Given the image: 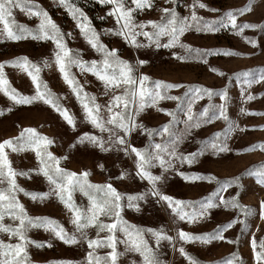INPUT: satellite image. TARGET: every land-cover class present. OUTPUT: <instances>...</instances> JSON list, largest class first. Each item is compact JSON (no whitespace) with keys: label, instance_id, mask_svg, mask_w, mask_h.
<instances>
[{"label":"rangeland","instance_id":"374dc122","mask_svg":"<svg viewBox=\"0 0 264 264\" xmlns=\"http://www.w3.org/2000/svg\"><path fill=\"white\" fill-rule=\"evenodd\" d=\"M37 2L61 28L67 46L79 50L80 58L86 61L101 58L80 35L74 21L57 0ZM70 2H75L87 14L100 42L109 49H118L122 59L134 64L137 77L145 74L153 80L182 85L175 89H161L165 98L158 103L159 108L174 111L175 122L171 123L170 116L153 107H147L138 116L134 109H129L127 127L131 134L125 136L114 128L115 134L108 141L112 146L108 152H101L88 142L77 143V138L83 133L101 136L105 140L108 133L100 132L84 120L80 105L61 79L52 59L54 46L51 41L27 38L17 42H0V62L26 56L39 66L41 79L59 103L74 116V126H69L43 102L16 105L0 93V141L18 136L23 128H35L54 141L49 151L60 158V167L76 173L87 171L90 182H111L122 193L142 192L143 199L137 197L129 202L126 196H122L109 208L114 219L117 205L123 206V219L137 226L130 231L142 236L139 247L142 251L146 247L151 248L157 264H189L190 258H194L193 264H218L231 253L239 254L238 257H231L233 264H258V260L253 259L251 242L254 240L256 250L264 254V248L260 247V240L264 237V219H261L264 186L257 183V179L264 180V0H202L209 9L218 11L195 9L198 17L204 19L193 22L192 28L180 37L182 43L192 47L193 50L189 51L178 46L170 49L132 47L120 36L107 31L117 27L114 18L106 15L111 5L101 6L96 0ZM127 2L131 6L130 0ZM192 3L193 0H178L175 7L181 18L190 16L191 10L186 6ZM249 4L250 10L247 7ZM172 7L171 2L152 0L151 8L133 13L134 21H160V9ZM228 10L239 11H232L229 17L224 15ZM13 18L29 27L38 23L35 17L28 18L19 9L14 10ZM209 22L211 29H218L215 33L211 29L205 33V24ZM196 27L201 28L199 33L195 31ZM145 30H151L150 26ZM69 32L71 38L67 36ZM137 39L146 42L143 36ZM166 39L161 37L162 42ZM197 48L202 51H194ZM203 50H213L218 54ZM173 52L188 60L175 59ZM45 59L49 61L48 67H43ZM137 59L147 63L135 64ZM4 72L13 88L22 94H33L34 88L26 73L9 65L5 66ZM71 72L85 92L94 95L101 105H107L112 93L104 95L103 85L95 76L80 72L75 65L71 67ZM191 85L201 86L198 93L190 92L183 96L186 91L183 86ZM226 85L227 95L222 99L218 90ZM205 89L213 91L209 94ZM249 94L255 98H249ZM169 96H182L179 108L177 101L168 99ZM205 105H209V109L202 114ZM103 115L107 119L106 107ZM166 123L170 125L167 131L163 127ZM198 123L200 126L197 128L195 125ZM177 136L179 139H176ZM117 137H122L123 142H119ZM146 144L148 150L143 153V159L133 154L131 146L143 149ZM6 153L11 166L17 171L38 166L31 150L12 153L6 149ZM192 153L196 155H190ZM136 163H141L158 179H153L150 184L147 179L138 178ZM98 165H103V168ZM121 171L126 173L124 179L109 181L110 177L119 176ZM15 179L20 187L29 192H45L52 187L35 172ZM71 195L78 206H87V197L80 191H73ZM17 199L28 215L55 219L69 233L73 231V225L69 223L70 213L54 195L33 200L17 193ZM129 203L135 208H129ZM249 210L251 214H247ZM100 219L111 222L108 216H101ZM4 223L12 221L6 216ZM242 225L246 230L242 231ZM149 228L155 229V232L148 231ZM205 233L210 235L203 236ZM114 234L117 237L116 249L122 253L117 264H139L141 256L128 248L119 225ZM27 235L34 241L51 243V247H28L34 264H52L60 260L80 264L88 250L83 243L65 245L43 228L29 229ZM87 235L96 237V228H89ZM99 235L106 237L109 233L102 231ZM0 239L16 242L14 238L9 240L5 233H0ZM103 242L108 243L107 240ZM180 249L188 254V258L181 254ZM107 251L106 247L97 248L96 254L104 255Z\"/></svg>","mask_w":264,"mask_h":264},{"label":"snow or ice","instance_id":"6c2138e0","mask_svg":"<svg viewBox=\"0 0 264 264\" xmlns=\"http://www.w3.org/2000/svg\"><path fill=\"white\" fill-rule=\"evenodd\" d=\"M101 6L111 5V8L106 12L114 18L117 27L115 29H108L107 31L120 36L125 43L135 48H174L176 46L185 49L186 51L193 50L188 44L182 43L180 37L192 28L193 22H198L204 18L198 17L195 9H207L210 11H218V9H209L202 0H193L192 4L186 7L191 10L190 16L181 18L176 11V4L178 0H165V3L171 2L172 8H162L160 21H134L133 13L137 10L143 11L146 7H152V0H130L131 6H128L127 0H96ZM57 3L62 7L67 15L75 23V27L79 29L80 35L85 39L88 45L100 54V59L86 61L80 58L79 50L70 49L65 42V34L56 22L51 18L49 12L45 10L37 0H0V42L11 41L17 42L27 38L34 41H51L53 44L52 59L61 76L63 82L71 90L75 96L76 101L80 105L83 118L90 123L95 129L100 132L108 133V138L105 140L101 136H96L90 133H83L77 138V143L88 142L91 146L98 148L101 152H108L111 149L112 135L115 133L113 129H119L123 135H130L127 124L130 120L129 109H134L136 116H138L147 107H153L160 112L171 117L170 122L174 123V111L161 109L158 107L160 100L165 97L161 93V89H175L182 85L176 83H169L159 79H151L145 74H140L138 77L135 74V66L126 59H122L118 55V49H109L105 44L100 42L99 35L96 29L91 25L87 14L75 3L70 0H57ZM251 8V5H247ZM19 9L28 18L35 17L38 23L35 27H29L23 23H18L14 18V10ZM232 11L228 10L224 13L225 16H231ZM150 26L151 30H145ZM253 28H260L262 25H249ZM227 27V25H224ZM211 29V22L205 24V33ZM218 29H211L215 33ZM196 32H200L201 28L196 27ZM71 32L67 34L71 38ZM143 36L146 42H141L137 37ZM161 37H166V42L161 41ZM247 39V38H245ZM194 51H202L201 49H194ZM210 54H218L213 50ZM172 56L180 61L188 60L187 57L181 56L176 52ZM147 63L146 60L137 59L135 64L143 65ZM6 65L15 67L27 74L30 78L34 88L31 95L20 93L13 88L6 78L4 68ZM75 65L80 72H88L95 76L100 81L104 88V95L112 93L107 105H101L97 102L96 97L84 91L82 86L76 80V77L71 72V67ZM49 61L45 59L43 67H48ZM41 68L35 63L31 62L26 56H19L14 59L0 62V93H3L11 102L16 105H30L33 102H43L44 105L50 106L55 112L59 114L63 121L69 126H74V116L63 107L58 98L52 93L48 85L40 77ZM239 74H237L238 76ZM247 75V73H244ZM186 88L183 96L189 95L190 92L198 93L201 86L191 85L183 86ZM228 85L224 89L218 90L222 99L226 98ZM117 89H122L118 92ZM209 94L212 89H205ZM168 99L177 101V108L180 107L179 101L182 99L177 96H169ZM197 98L202 99V96ZM249 98L252 97L249 94ZM106 107L107 119L104 118L103 110ZM223 107V105H221ZM209 105H205L202 109V114H206ZM258 114V113H251ZM137 121H132L136 123ZM169 123L163 127L167 131ZM196 124L195 127H199ZM143 128V125H141ZM134 130V129H133ZM151 131H156L152 129ZM214 135H219L215 133ZM179 139V136L176 137ZM119 142H123L122 137H117ZM53 140L44 134L39 133L35 128H23L19 135L10 139L0 141V233L8 235L9 240L13 238L15 243L5 242L0 239V264H34L30 260L29 252L27 251L30 245L37 248L48 246L51 247L50 242L34 241L27 235L29 229L43 228L46 232H50L52 236L65 245L86 244L87 251L80 264H117L118 253L116 249L115 230L116 226H120V231L125 234V239L128 242V248L134 253L141 256L139 264H157L155 255L151 248L146 247L141 250L139 242L142 241V236L139 233L130 231L137 228L136 225L129 223L122 217V205H117L118 211L115 213V218H112L109 206L114 201H119L122 196H126L131 202L139 197L143 199V193L126 194L117 190L111 182L92 183L88 180L89 173L81 171L79 173L66 170L59 166L60 158L56 157L49 146L53 144ZM107 145V146H106ZM74 145H70L72 147ZM133 154L143 159V153L148 150L146 144L143 149H137L131 146ZM158 147V146H157ZM6 149L12 153H19L24 150H31L35 154V159L38 161V166L27 171H17L10 163ZM127 155V152H125ZM190 155L195 156L196 153ZM146 164L147 161L145 160ZM103 168V165H98ZM138 178L147 179L148 183H152L153 177L141 163H136ZM29 172H35L42 175L47 183L52 186L49 191L45 192H29L20 187L15 177L29 176ZM126 173L121 171L119 176L110 177L111 179H124ZM30 178V177H29ZM257 183L264 186V180L257 179ZM80 191L87 197V206H78L72 199L71 193L73 191ZM17 193H23L25 196L33 200H43L49 196H55L60 204L70 213L69 223L73 225V231L69 233L57 220L49 217H32L28 215L24 209L23 204L17 199ZM175 199V198H173ZM264 206V201H261ZM129 208H135V205L129 203ZM247 214H251V210ZM8 217L12 223L5 224L4 219ZM101 216H108L111 222L101 220ZM261 219H264V212L261 214ZM95 227L97 236L89 237L87 230ZM220 227V226H218ZM155 232V229H147ZM246 230L242 225V231ZM109 233L106 237H100V232ZM79 234V235H78ZM210 234L205 233L203 236ZM107 240L108 243L103 241ZM124 241H121L123 243ZM210 242V241H209ZM231 243L232 241H228ZM145 246L147 242H143ZM253 247V259L258 260V264H264V254L258 252L255 248V241L251 242ZM106 247L109 249L104 255L96 254L97 248ZM260 247L264 248V237L260 240ZM181 254L188 258V254L180 249ZM237 256L238 253H231L229 257L218 264H233L232 256ZM194 258L189 259V264H193ZM52 264H73L72 261L60 260L53 261Z\"/></svg>","mask_w":264,"mask_h":264}]
</instances>
